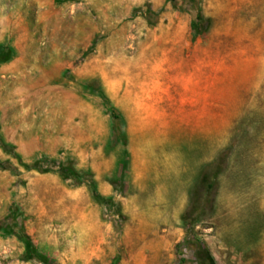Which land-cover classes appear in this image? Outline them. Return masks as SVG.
<instances>
[{"label": "rangeland", "instance_id": "rangeland-1", "mask_svg": "<svg viewBox=\"0 0 264 264\" xmlns=\"http://www.w3.org/2000/svg\"><path fill=\"white\" fill-rule=\"evenodd\" d=\"M0 264H264V0H0Z\"/></svg>", "mask_w": 264, "mask_h": 264}]
</instances>
